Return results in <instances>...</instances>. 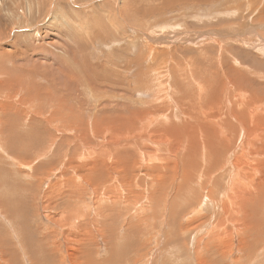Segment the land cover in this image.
I'll return each mask as SVG.
<instances>
[{"label": "rangeland", "instance_id": "rangeland-1", "mask_svg": "<svg viewBox=\"0 0 264 264\" xmlns=\"http://www.w3.org/2000/svg\"><path fill=\"white\" fill-rule=\"evenodd\" d=\"M246 79L263 101L264 0H0V264H264V163L235 219L225 153L186 150L193 124L216 151V127L264 119L262 101L226 108ZM198 159L217 160L216 204Z\"/></svg>", "mask_w": 264, "mask_h": 264}, {"label": "bare ground", "instance_id": "bare-ground-1", "mask_svg": "<svg viewBox=\"0 0 264 264\" xmlns=\"http://www.w3.org/2000/svg\"><path fill=\"white\" fill-rule=\"evenodd\" d=\"M137 10V9H136ZM141 11V10H140ZM140 11H138V12H140ZM177 70V69H176ZM249 72V71H248ZM247 71H246V74L248 73ZM210 73V72H209ZM216 73V72H215ZM182 74V73H181ZM205 74V73H204ZM240 75H242V74H240ZM239 75V76H240ZM177 76V75H176ZM184 76V75H183ZM185 77V76H184ZM203 77V76H202ZM244 77V76H243ZM209 78V77H208ZM214 78V77H213ZM241 78V77H240ZM244 78H246V77H244ZM194 79V78H193ZM193 79H191V81L193 80ZM211 79V78H210ZM216 79V78H215ZM231 80H232V78H230ZM242 79V78H241ZM257 79V78H256ZM197 80V79H196ZM205 80V79H204ZM208 80V79H207ZM212 80V79H211ZM214 80V79H213ZM240 80V79H239ZM216 81V80H215ZM214 81V82H215ZM231 82V81H230ZM238 82V84H234V83H237ZM190 83V82H189ZM197 83V82H196ZM250 84L251 83V79H246V80H242V81H232V89L230 90V92H231V95H239V98H238V100L235 102V103H233V104H231V106L232 105H235V106H233V107H230V106H228V105H226L227 107V109H230V114H232V115H234V116H236V110H237V103L239 104V105H242V106H254V107H257L258 105H257V103H261V101H262V99H261V97H259V99L261 100V101H256V99H255V97H254V95H247L246 93H244L243 92V90H242V88H243V86L245 85V84ZM216 85V84H215ZM202 85H200V87H201ZM262 89V88H261ZM248 92V91H247ZM249 92H251V91H249ZM253 92V91H252ZM256 96V95H255ZM213 97H215V95L213 94V96H210V97H208V99H206V98H203V97H200L199 98V103L202 105V103H205L204 101H207L206 102V105L204 106V108L205 107H209L210 109H206V110H208L209 112H210V114H212L213 113V111L214 110H212L214 107H212V105L215 103V101H213L214 99H213ZM248 98H250V101H248L247 99ZM206 99V100H205ZM217 100V99H216ZM218 101V100H217ZM219 102V101H218ZM227 102V101H226ZM233 102V101H232ZM262 102H264V96H263V101ZM251 103H253V104H255V105H252ZM217 104V106H218V103H216ZM204 105V104H203ZM5 106V105H4ZM223 105H221V107H222ZM263 106V105H262ZM261 106V107H262ZM246 108H248V107H246ZM185 109V108H184ZM197 109H199V107L197 108ZM236 109V110H235ZM251 110H252V108H250ZM219 110V109H218ZM248 110V109H247ZM255 110H257V109H255ZM51 111V110H50ZM249 111V110H248ZM264 111V110H263ZM216 112V111H215ZM215 112H214V114H215ZM218 112H220V111H218ZM217 112V113H218ZM224 112V111H223ZM249 113V112H248ZM263 113V112H262ZM188 114H189V112H188ZM210 114H207V116L205 117H202V118H208V117H216V115H213V116H211ZM221 114H223L222 113V111H221ZM229 114V113H228ZM247 114V113H246ZM258 114L259 113H253V114H250V115H246V116H239V115H241V114H239L238 113V115L234 118V117H232L234 120H235V124L234 123H232V121H231V123L230 122H224V120L221 118V119H219L220 120V122L223 120V122H224V124L225 123H229V126H226V127H224L225 128V130H223L222 128H215L214 129V132H216V130L217 129H219L218 131H217V133L219 134V140L220 141H218L217 143H216V151L214 150L213 151V148H211V144H215V142H213L212 140H210V138H212V136L210 137V136H204L205 134L203 133L202 134V132H201V130H196V128L193 126V125H191V126H189V133H190V136L188 137V139H191L192 140V143L190 144V145H188V144H186L187 146H186V150H188L189 151V154H190V156L192 155V154H196V155H198V156H201V155H203V156H207V158L209 157H216V156H220V154L221 153H225V155H226V157H225V159L222 161V163H221V166L223 167V170H224V172H225V174H230V173H232V172H230V168H232L233 167V174H231L232 176L231 177H229L228 178V182H227V184H228V187L227 186H225V188L227 187V188H229V184H231L230 185V188H229V193L227 192V194H229L228 196V199L229 200H225L224 202H222V204H223V208L228 212V210H232V208H233V212H234V216H235V219H239L241 216V214H244V216H246V214L248 213V211L249 210H251L250 209V207H249V209H248V204L251 202V203H253V206H256L255 204H257V201H255V199H254V193H255V191L257 192H259L260 190H262V187H261V184L258 182L257 184H258V186H256V187H254L255 186V183L254 182H256L255 181V179H257V176H258V174H259V172H262L261 171V166H259L260 164V162L261 163H264V161L263 160H255V159H253V160H251V157H254L255 155H257V154H261L262 152H264V119H263V117L261 116V113H260V116L262 117H258ZM176 115V114H175ZM179 115V114H178ZM183 115V114H182ZM199 115V114H198ZM218 115V114H217ZM226 115V114H225ZM231 115V116H232ZM185 116V115H184ZM200 116V115H199ZM199 116H198V118H199ZM222 116H224V115H222ZM53 117V116H52ZM188 117V116H187ZM219 117V116H218ZM226 116H224V118H225ZM227 117H229V116H227ZM164 118V117H163ZM202 118H200V120H204V119H202ZM231 118V117H230ZM56 120V119H55ZM181 120V119H180ZM196 120H198V122H201L199 119H196ZM211 120V119H210ZM215 119H213V121H214ZM226 120H228V118H226ZM51 121V120H50ZM185 121H187V120H185ZM229 121V120H228ZM52 122H55V121H52ZM166 123V121L164 120L163 122H161L162 124L163 123ZM189 122V121H188ZM206 122H207V120H206ZM212 122V121H211ZM216 122V121H215ZM218 122V121H217ZM160 123V124H161ZM168 123V125L167 126H165L166 127V129L168 128V127H170L171 126V124L172 123H174L173 121H171V119H169V121L167 122ZM109 124V123H108ZM208 124V123H207ZM220 124V123H219ZM223 124V123H222ZM223 124V125H224ZM176 125V124H175ZM216 125H218V124H216ZM225 125H227V124H225ZM224 125V126H225ZM112 126V125H111ZM159 126V125H158ZM110 127V126H109ZM164 127V126H163ZM209 127V126H208ZM214 128V127H213ZM112 129V128H111ZM172 129L175 131V130H178L177 128H174V127H172ZM237 130L238 131V136L236 135L235 137H237V139L236 140H233L234 138L232 137V134L231 133H234L233 132V130ZM112 131V133H114L115 132V130H111ZM179 131V130H178ZM62 132V131H61ZM161 132H164V128L162 129L161 128V130H160V133ZM187 132V131H186ZM195 132H198L199 134H201L200 136H201V138H202V140L206 143V144H208L209 145V149L208 150H205L206 148H204V146H203V144H204V142L202 143V145L199 143V141H201V139L200 138H197L196 139V137L199 135H196V133ZM207 134V133H206ZM187 136H188V134H187ZM192 137V138H191ZM195 137V138H194ZM244 138H246L247 140L246 141H244V143L246 144V145H242L241 144V142H243V140H244ZM198 139H200V140H198ZM182 140V139H181ZM180 140V141H181ZM183 141V140H182ZM151 142H153L152 140H151ZM189 142H190V140H189ZM238 143L239 142V145L238 146H240V144H241V151L240 152H238V153H236L235 151H234V144L235 143ZM260 142V143H259ZM186 143H188V141H187V139H186ZM236 143V144H237ZM258 143V144H257ZM235 144V145H236ZM257 144V145H256ZM207 146V145H206ZM120 149V148H119ZM236 150H237V148H235ZM119 151V150H118ZM190 151H192V153H190ZM121 153V152H120ZM174 154V153H173ZM186 154L187 155H183L184 156V158H183V160H181V162L183 163V162H186V161H189V160H187V159H189V154L186 152ZM231 154V157H229V155ZM264 154V153H263ZM175 155V154H174ZM224 155V154H223ZM182 156V155H181ZM263 156V155H262ZM110 157V156H109ZM221 157H223V156H221ZM220 157V158H221ZM176 158V157H175ZM191 158H192V156H191ZM205 158V157H204ZM257 158V157H256ZM104 159V158H103ZM203 159V158H202ZM197 160V163L199 164V170H194V171H197L196 173H195V175H194V179L197 181L196 183L198 184V186L204 191L205 189H206V186L208 185V188H207V190H206V192H207V195L206 196H208V200L209 201H211L212 200V202H211V204L212 203H214V204H216V185H215V183H218L219 182V178H217L216 180H218V182H215V180L214 179H211L212 177H211V175H210V171H211V167H213L214 165H215V161H217V160H207V159H205V160ZM218 159V158H217ZM192 161V160H191ZM177 162H178V160H176L175 161V165H177ZM219 162V161H218ZM99 163V165L103 168V163H104V166H107L106 165V162L105 161H103V163H102V161H99L98 162ZM255 163V164H254ZM21 164H23V163H21ZM187 164V163H186ZM203 164V165H202ZM220 164V163H219ZM97 165V163H90L88 166H87V171H89L88 172V175H85L87 178H88V181H89V179H93L92 177H91V173L93 172V171H95V170H97V172L99 171V166H96ZM112 170H115L116 171V168H115V166L113 165V164H111V165H108ZM216 166V168H217V165H215ZM218 166H220V165H218ZM220 166V167H221ZM108 167V168H109ZM176 167V166H175ZM221 167V168H222ZM101 169V168H100ZM189 169H191L190 167H188L187 168V171H189ZM220 169V168H219ZM108 170V169H107ZM213 170H215V169H213ZM103 171V170H102ZM182 171H183V175H187V174H189L186 170H185V168L183 167V169H182ZM191 171V170H190ZM193 171H191V173H192ZM216 172H217V169H216ZM190 173V174H191ZM198 173V177H200V179H198L197 177H196V174ZM262 173H264V172H262ZM87 174V173H86ZM97 174V173H96ZM106 174H107V177L109 176V170L108 171H106ZM211 174H212V172H211ZM225 174H223V175H225ZM101 175V174H100ZM114 175V174H113ZM222 174H220V176H221ZM85 177V178H86ZM93 177H95V176H93ZM100 177V176H99ZM105 176H103V178H104ZM111 177H112V175L110 176V179H111ZM87 178H86V180H87ZM187 178H188V176H187ZM186 179V178H185ZM190 179V178H189ZM194 179H192L191 178V181L192 180H194ZM224 179V178H223ZM187 180V179H186ZM185 180V181H186ZM211 180H214V182L212 183L211 182ZM221 181H222V179H220ZM230 180H231V182H230ZM180 181V180H179ZM90 182V181H89ZM188 182V181H187ZM194 182V181H193ZM261 182V181H260ZM94 183V182H93ZM179 183V182H178ZM181 183V182H180ZM226 183V182H225ZM224 183V184H225ZM102 184H104V183H97L96 185H95V187H94V189H95V191L97 192V191H99V189H98V187L99 186H101ZM183 184V183H182ZM220 184V183H219ZM263 184H264V181H263ZM176 185H177V183H176ZM179 185V184H178ZM89 186H90V188H92L93 186H94V184H92L91 183V185L89 184ZM176 187H179V186H176ZM93 189V188H92ZM224 189V188H223ZM103 190H105V189H103ZM178 190V189H177ZM225 190V189H224ZM105 192V191H104ZM127 192V194L128 193H130V194H132L133 192H131V191H126ZM200 192V191H199ZM218 192V191H217ZM223 192V191H222ZM257 192V193H258ZM262 192V191H261ZM202 193V192H201ZM200 193V194H201ZM204 193V192H203ZM224 193V192H223ZM222 193V194H223ZM260 193V192H259ZM220 194H221V192H220ZM225 194V193H224ZM203 195V194H202ZM212 196V197H211ZM221 196V195H220ZM218 197V198H221V197ZM226 196V195H225ZM224 196V197H225ZM259 196V195H258ZM201 197H203V196H201ZM223 197V196H222ZM224 197H223V199H224ZM264 197V196H263ZM199 198V197H198ZM117 199V197H115L114 198V200H116ZM220 200V199H219ZM83 201V200H82ZM196 201H197V199H196ZM221 203V202H220ZM260 203V202H259ZM219 204V203H218ZM219 207H220V205H219ZM231 207V208H230ZM240 208V209H239ZM253 208H255V207H253ZM101 212V211H100ZM221 212V211H220ZM224 212V211H223ZM232 212V211H231ZM101 215H102V213H100ZM248 215H250V213L248 214ZM215 216H216V214H215ZM229 216V215H228ZM240 216V217H239ZM226 217V216H225ZM224 217V218H225ZM51 218V217H50ZM228 218V217H227ZM221 219H222V217H221ZM221 219L219 218V220H220V223H221ZM50 220H52V219H50ZM54 220V219H53ZM203 220V219H202ZM208 220V219H207ZM225 220V219H224ZM227 220V219H226ZM200 221V220H199ZM229 222H230V219L228 220ZM205 222V221H204ZM203 222V223H204ZM219 223V222H218ZM222 223H223V219H222ZM10 244V243H9ZM197 252V251H196ZM49 253V252H48ZM4 259V258H3ZM197 259V258H196Z\"/></svg>", "mask_w": 264, "mask_h": 264}]
</instances>
